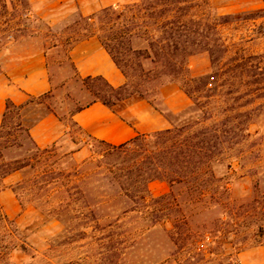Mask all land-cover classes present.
<instances>
[{
  "label": "rangeland",
  "instance_id": "rangeland-1",
  "mask_svg": "<svg viewBox=\"0 0 264 264\" xmlns=\"http://www.w3.org/2000/svg\"><path fill=\"white\" fill-rule=\"evenodd\" d=\"M46 2H31L33 16L24 20L28 31L23 36L15 33L16 41L4 40L0 74L20 57L45 48L51 91L26 107L25 123L31 126L53 113L63 132L56 142L41 148L44 153L36 152L25 133L20 136L21 146L4 152L7 161L30 160L32 165L0 182L5 191L0 196V214L16 222L18 234L26 235L30 247L27 253L15 249L3 254V247L18 235L6 237L0 222V264H102L106 249L120 243L134 245L119 257L112 250L104 264L116 259L118 264H240L239 253L264 249V105L253 116L255 135L233 145L222 164L212 162L199 186L182 182L170 187L153 181L148 185L151 195L164 198L132 202L120 185L128 181L125 168L137 158L135 153L98 143L71 119L75 110L94 99L77 77L66 43L86 34L87 26L75 10L66 16L69 10L52 11ZM211 3L221 14L232 16L220 27L231 53L258 55L264 67V17L244 19L264 10V0ZM205 63L208 60L200 58L189 66L197 72ZM166 115L174 124L183 123L178 114L167 111ZM46 181L50 184L40 189ZM19 184L35 187L23 190ZM81 190L99 219H81Z\"/></svg>",
  "mask_w": 264,
  "mask_h": 264
},
{
  "label": "trees",
  "instance_id": "trees-1",
  "mask_svg": "<svg viewBox=\"0 0 264 264\" xmlns=\"http://www.w3.org/2000/svg\"><path fill=\"white\" fill-rule=\"evenodd\" d=\"M31 7L30 0H0V48L6 39L16 41L18 35L15 33L23 36L28 31L24 20L33 16ZM260 17H264V10L249 13L244 19ZM80 18L87 26L84 28L87 33L76 39L69 38L66 43L71 47L77 40L97 36L126 78L119 87H113L100 76L81 79L93 93L94 101L117 112V105L146 100L167 116L160 89L169 83L177 84L191 100V104L178 113L183 119L181 125L169 120L172 128L137 135L120 145L88 135L109 148L135 153L137 158L125 168L128 181L120 185L132 202L145 204L162 200L164 195L153 197L149 191L148 185L153 181L166 182L170 187L182 182L199 186L200 177L207 173L212 162L222 164L233 145L255 135L251 127L255 112L264 105V101L258 103L264 99V67H261L258 55L241 54L236 50L231 53L220 27L231 21L232 16L221 14L211 0H131L102 7L98 12L86 17L80 15ZM201 52L208 55L209 68L195 76L190 72L188 61ZM49 93L30 96L18 105L7 100L0 122V182L15 172L32 167L30 160L7 161L4 158L5 151L23 144L22 133L37 153L46 152L37 146L30 134V128L38 120L31 126L26 125L25 109ZM48 184L49 181L41 183L39 188ZM33 187L20 188L32 190ZM81 198V219H99L82 190ZM132 210H124L115 221ZM0 222L4 223L6 237L18 235L3 247L2 253L9 254L15 249L27 253L30 247L27 237L18 234L16 222L5 214H0ZM121 244L106 249L101 261L109 260L108 254L112 250H116L113 254L119 257L134 245ZM110 264H118V259Z\"/></svg>",
  "mask_w": 264,
  "mask_h": 264
},
{
  "label": "crops",
  "instance_id": "crops-1",
  "mask_svg": "<svg viewBox=\"0 0 264 264\" xmlns=\"http://www.w3.org/2000/svg\"><path fill=\"white\" fill-rule=\"evenodd\" d=\"M30 1L35 3L47 0ZM126 1L131 0H48L47 7L52 11H56L57 7L64 12L69 10L66 16L73 9L79 16L86 17L102 7ZM68 57L79 79L100 76L113 87H119L126 81L97 36L75 41L69 49ZM200 58L205 62L208 60V63L197 72L192 71L189 66L192 75L203 74L209 68L206 53L191 56L188 65ZM50 91L47 53L45 48H37L20 57L0 74V122L7 100L17 105L23 104L30 96L37 97ZM160 99L163 107L172 114L182 112L191 104L190 98L175 83H169L160 89ZM71 119L89 136L112 145H120L137 135L166 130L172 126L169 119L146 100L128 101L122 109L114 112L93 99L75 111ZM62 132L63 125L53 113L46 114L30 128V134L40 148L56 142ZM4 193L3 190L0 196ZM238 259L240 264H264V249L243 251L238 254Z\"/></svg>",
  "mask_w": 264,
  "mask_h": 264
}]
</instances>
